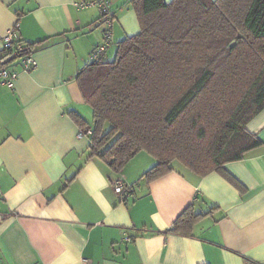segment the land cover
<instances>
[{
  "label": "crops",
  "instance_id": "1",
  "mask_svg": "<svg viewBox=\"0 0 264 264\" xmlns=\"http://www.w3.org/2000/svg\"><path fill=\"white\" fill-rule=\"evenodd\" d=\"M89 1L0 0V53L16 24L25 45L41 42L38 67L11 60L5 69L18 76L0 86V264H264V109L247 125L262 146L225 166L243 190L175 163L148 183L157 162L143 153L114 172L69 113L92 124L77 75L100 45L113 61L140 27L130 0H106L111 27L98 8L78 7ZM114 176L128 196L111 187ZM191 206L205 216L190 233L170 232Z\"/></svg>",
  "mask_w": 264,
  "mask_h": 264
},
{
  "label": "trees",
  "instance_id": "2",
  "mask_svg": "<svg viewBox=\"0 0 264 264\" xmlns=\"http://www.w3.org/2000/svg\"><path fill=\"white\" fill-rule=\"evenodd\" d=\"M130 5L140 32L118 43L113 61L105 55L77 75L93 122L69 115L89 137L91 156L120 172L144 152L157 162L143 176L148 183L177 162L200 177L219 173L243 190L225 166L262 146L247 125L264 109V0ZM38 44L16 53L4 48L0 71ZM204 216L191 206L170 232L190 233Z\"/></svg>",
  "mask_w": 264,
  "mask_h": 264
},
{
  "label": "built area",
  "instance_id": "3",
  "mask_svg": "<svg viewBox=\"0 0 264 264\" xmlns=\"http://www.w3.org/2000/svg\"><path fill=\"white\" fill-rule=\"evenodd\" d=\"M78 7L81 9L89 8V7H96L99 9L100 13L103 15V18H105V23L111 27L113 23V13L111 11L110 2L106 0H91L89 2H81L78 4ZM19 25L15 27V29L10 32L6 37H4V48L12 50V52L16 53L18 51H22L25 47V44L22 42V40L19 37L18 29ZM106 37L110 38V32L108 31L106 33ZM107 45L103 44L98 46L94 50V58L96 60H99L100 58H103L105 56ZM20 65L23 68L24 72H31L35 70L38 65L37 62L34 60V57L32 55V52H29V54L23 56L19 59ZM18 73L15 71H9L7 69H2L0 71V86L1 85H7L9 87L13 86L14 80L17 78ZM80 135H83L82 132H80ZM110 185L115 190L116 193L121 195H129L128 186L126 185L123 178L114 176L110 179ZM129 240V239H128Z\"/></svg>",
  "mask_w": 264,
  "mask_h": 264
},
{
  "label": "rangeland",
  "instance_id": "4",
  "mask_svg": "<svg viewBox=\"0 0 264 264\" xmlns=\"http://www.w3.org/2000/svg\"><path fill=\"white\" fill-rule=\"evenodd\" d=\"M16 61H19V59L18 60L16 59ZM143 155L147 156V154H145L144 152H143ZM175 164L181 167L179 163L176 162Z\"/></svg>",
  "mask_w": 264,
  "mask_h": 264
},
{
  "label": "water",
  "instance_id": "5",
  "mask_svg": "<svg viewBox=\"0 0 264 264\" xmlns=\"http://www.w3.org/2000/svg\"><path fill=\"white\" fill-rule=\"evenodd\" d=\"M14 59H16V57L15 56H13L10 60H9V62L11 61V60H14Z\"/></svg>",
  "mask_w": 264,
  "mask_h": 264
},
{
  "label": "bare ground",
  "instance_id": "6",
  "mask_svg": "<svg viewBox=\"0 0 264 264\" xmlns=\"http://www.w3.org/2000/svg\"><path fill=\"white\" fill-rule=\"evenodd\" d=\"M129 238H127V240H128ZM131 240V239H130Z\"/></svg>",
  "mask_w": 264,
  "mask_h": 264
}]
</instances>
